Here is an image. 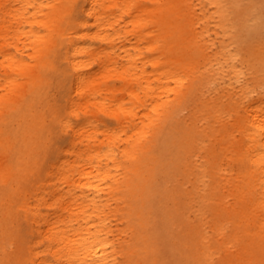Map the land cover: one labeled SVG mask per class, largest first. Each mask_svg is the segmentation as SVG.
<instances>
[{
  "label": "bare ground",
  "instance_id": "bare-ground-1",
  "mask_svg": "<svg viewBox=\"0 0 264 264\" xmlns=\"http://www.w3.org/2000/svg\"><path fill=\"white\" fill-rule=\"evenodd\" d=\"M56 59L76 122L0 131V264H264V0H0V124Z\"/></svg>",
  "mask_w": 264,
  "mask_h": 264
},
{
  "label": "rangeland",
  "instance_id": "rangeland-1",
  "mask_svg": "<svg viewBox=\"0 0 264 264\" xmlns=\"http://www.w3.org/2000/svg\"><path fill=\"white\" fill-rule=\"evenodd\" d=\"M216 45V44H215ZM10 52H14L13 47L7 48ZM235 47L232 46L231 50L234 51ZM58 60V61H56ZM53 66L50 68H41V81L36 84L30 85L27 90L24 92L23 95L19 98V106L17 109L11 111L5 118V120L0 124V131L4 136L11 137V146L9 151V158L11 162H16L18 157V149H19V142L17 141L19 137V128H20V121L13 120L19 113H27L28 115L35 114L48 125L50 135L54 137L55 133L58 131H54L59 126V120L62 117H67L71 119V123H75L76 120L72 119L71 115L67 113V107L63 102V98L61 97V89L59 87V79H58V72L60 69L64 67V63L60 62L59 59H56ZM2 78V75H0ZM108 84L110 87H117L121 84L115 77H111L108 79ZM193 110L192 105H188L186 109L182 110L176 117H179L183 120L184 125L190 126V114ZM13 113V114H12ZM102 125H108L109 127H113L114 121L109 119L108 117L99 116ZM178 118L175 120L177 121ZM208 120V119H207ZM204 122L201 120L199 125H203ZM55 132V133H53ZM56 138V137H55ZM57 138L52 139L50 144L45 151L39 157L38 160V170H39V177H43L45 170L49 169L51 161L54 159L55 151L57 149ZM38 158V157H37ZM52 179V177H49ZM6 188V184L0 183V191ZM44 207L43 205H40ZM42 212H50L48 209L42 208ZM21 212V211H20ZM113 222H118L113 220ZM16 227L22 228L25 227L23 233L26 235L25 230L27 229V224L22 217V212L19 213V219L16 224Z\"/></svg>",
  "mask_w": 264,
  "mask_h": 264
}]
</instances>
